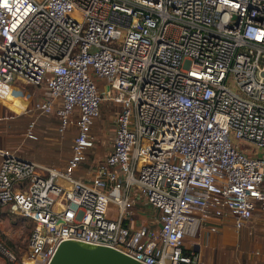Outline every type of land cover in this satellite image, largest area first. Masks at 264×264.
<instances>
[{
    "label": "built area",
    "instance_id": "1",
    "mask_svg": "<svg viewBox=\"0 0 264 264\" xmlns=\"http://www.w3.org/2000/svg\"><path fill=\"white\" fill-rule=\"evenodd\" d=\"M25 85L74 135L58 168L0 148V206L30 224L20 258L0 238L5 264L63 240L200 264L185 237L264 214V0H0V104ZM102 101L110 145L82 175ZM136 205L153 213L133 226Z\"/></svg>",
    "mask_w": 264,
    "mask_h": 264
},
{
    "label": "rangeland",
    "instance_id": "2",
    "mask_svg": "<svg viewBox=\"0 0 264 264\" xmlns=\"http://www.w3.org/2000/svg\"><path fill=\"white\" fill-rule=\"evenodd\" d=\"M22 90L27 102L22 112H11L6 106L0 104V148H7L41 165L61 167L69 155L74 128H68L63 134L57 133L54 115L40 114L33 109V101L41 95V91L38 92L27 85L23 86ZM26 118L28 122L24 124ZM31 121H33L31 131L35 135L34 138L26 136L27 126ZM49 122H54V124ZM112 127L113 107L106 101H102L99 115L90 128L93 135V146L87 153L86 163L82 164L77 173L84 175L91 165L103 157L110 144ZM35 143L41 144L46 150L53 151V155L47 157V162L37 161L28 154ZM257 153L260 152L257 151ZM146 212H148L147 209ZM224 225L231 226L229 223ZM29 227V221L25 216L6 206H0V238L13 251L16 258L24 254ZM207 236L209 238L206 241ZM207 236H197L202 244L200 264H264V214L254 215L247 226L240 229L238 233L224 229L220 234L221 239L236 236L231 240V244L221 243L219 230ZM190 240L194 239L191 237L185 239L186 242Z\"/></svg>",
    "mask_w": 264,
    "mask_h": 264
},
{
    "label": "water",
    "instance_id": "3",
    "mask_svg": "<svg viewBox=\"0 0 264 264\" xmlns=\"http://www.w3.org/2000/svg\"><path fill=\"white\" fill-rule=\"evenodd\" d=\"M64 199L58 197L52 209L61 210ZM46 264H140L111 247L88 245L74 240L61 241Z\"/></svg>",
    "mask_w": 264,
    "mask_h": 264
},
{
    "label": "crops",
    "instance_id": "4",
    "mask_svg": "<svg viewBox=\"0 0 264 264\" xmlns=\"http://www.w3.org/2000/svg\"><path fill=\"white\" fill-rule=\"evenodd\" d=\"M26 98H24L23 96H19L17 94H12L10 93L9 95H7L1 102L2 104H4L6 106V108L11 111V112H14V113H20L22 112L24 109H25V106H26V101H25ZM110 145V144H109ZM109 148V146H108ZM260 152V151H259ZM146 209L148 210V212H146ZM153 213V210L148 207V206H143V205H136L135 206V209L133 210V215H132V221H131V224L133 226H136L138 224H142L144 222L147 221V218L148 216H150L151 214ZM224 229H228V230H233L234 233H238V231H235V229L229 225H220L219 226V240L221 241V243L225 244V243H230L232 239H234V237L236 236H233L232 238H229V239H221V236L220 234L222 233V231ZM236 235V234H235ZM210 236V235H209ZM209 236L206 237V241L208 240ZM188 237V236H187ZM185 237V239L187 238ZM192 238V237H191ZM184 239V241H185ZM194 239L193 241L194 242H199V239L197 237L195 238H192ZM191 241V240H190ZM190 241L186 242L185 243H189ZM205 241V240H204ZM233 243V242H232ZM231 244V243H230ZM229 244V245H230ZM201 246L200 245V251H201ZM0 264H5V260L4 258L1 256L0 258ZM251 264H254V263H251Z\"/></svg>",
    "mask_w": 264,
    "mask_h": 264
},
{
    "label": "trees",
    "instance_id": "5",
    "mask_svg": "<svg viewBox=\"0 0 264 264\" xmlns=\"http://www.w3.org/2000/svg\"><path fill=\"white\" fill-rule=\"evenodd\" d=\"M98 86H100L99 82H98ZM27 120L28 118L24 120V124L26 123ZM49 123L54 124V122H49ZM28 154L31 155L37 161L47 162L48 161L47 157L50 156L51 154L53 155V151L46 150L41 144L35 143L33 144V146H31V150ZM84 163H86V161H84Z\"/></svg>",
    "mask_w": 264,
    "mask_h": 264
},
{
    "label": "bare ground",
    "instance_id": "6",
    "mask_svg": "<svg viewBox=\"0 0 264 264\" xmlns=\"http://www.w3.org/2000/svg\"><path fill=\"white\" fill-rule=\"evenodd\" d=\"M40 171V170H39Z\"/></svg>",
    "mask_w": 264,
    "mask_h": 264
}]
</instances>
